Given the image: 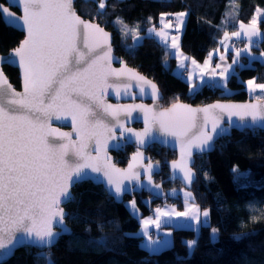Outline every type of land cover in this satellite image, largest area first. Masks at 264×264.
<instances>
[{
	"label": "snow or ice",
	"instance_id": "6c2138e0",
	"mask_svg": "<svg viewBox=\"0 0 264 264\" xmlns=\"http://www.w3.org/2000/svg\"><path fill=\"white\" fill-rule=\"evenodd\" d=\"M18 0H12L17 3ZM22 3V16H15L0 6V15L4 21L18 30L26 32L19 46L12 49L6 57H0V65L18 66L22 71L23 91H16L0 68V264L10 257L20 246L50 247L54 240L67 230L64 223L65 211L60 205L71 203L75 197L71 188L87 179L101 180L92 173H102L111 192L119 196L130 189L124 180H138V172L118 169L107 160L100 163L101 144L93 149L98 153L92 157L85 151L88 145L85 141L93 136H99V129L107 128L104 117L96 109L102 108L103 113L116 117L120 110L131 111L139 109L145 116L143 133H136L138 143L144 144L145 137L152 130V125L159 124L160 130L177 137L182 142L181 158L173 161V169H179L185 182L191 184L195 173L189 166L193 150L199 153L210 151L212 141L217 135L225 134L228 129L221 127L220 117L212 110L220 109L233 115L241 121L250 118V126L264 127V102L256 104H215L206 108H191L184 104H173L170 109L155 111L146 105H130L114 107L103 101L105 88L110 76H128L130 79L142 81L151 86V95L158 99L155 84L140 76L126 66L114 69L111 66L113 56L110 44V34L99 24L82 19L74 9V0H19ZM105 8V0H99L98 10ZM98 14L102 12L98 11ZM187 12L176 13L179 29L184 24ZM261 10L257 9L249 25L239 24L240 31L231 33L232 37L247 38L245 48H236V58L242 53L251 54L254 43L264 39L258 27ZM167 14H161V22ZM151 19V18H149ZM117 21L123 24L120 18ZM126 27V26H125ZM173 27L171 21L157 30L149 28L164 45L175 51L173 54L181 59L179 53V38L171 36L167 29ZM133 39L139 36L137 30ZM127 35V32H125ZM230 39L224 32V40ZM223 42V41H222ZM227 50V46H226ZM211 56V53L209 54ZM264 58V53H261ZM234 58L233 64L238 63ZM184 59H187L186 57ZM224 59V57H221ZM252 60L256 59L251 57ZM192 64L200 67L195 60ZM205 67L209 64L204 62ZM184 65L181 63L180 65ZM220 67V65H217ZM219 73L226 77L228 69ZM248 90H264V83H256L255 78L247 81ZM141 93L147 94L145 88ZM75 93V98H73ZM259 99V98H258ZM204 113L203 120H198L196 113ZM70 115L73 125L80 136V144L75 142L61 143L56 137H69L70 133H59L51 128L53 117L59 120ZM211 124L209 129L208 125ZM131 131V130H128ZM137 153L133 157L135 160ZM95 160L97 163H92ZM152 165H148V180L151 182ZM133 165H129V170ZM235 171V169H234ZM159 188L160 185H156ZM175 191V190H173ZM185 211L173 209L171 212L157 208L156 220L151 217L143 221V235L148 237L144 247L149 251H158L160 240H153L148 235V225L160 227V217L184 218L189 227L198 229L207 223L209 211L201 212L199 205L189 203L194 200L191 192L184 193ZM131 207L135 210V202ZM201 217L204 219L202 220ZM195 221V224H192ZM59 227L60 232L54 231ZM218 229H212L213 238ZM102 243V241L98 242ZM189 253L196 245L195 240L185 241Z\"/></svg>",
	"mask_w": 264,
	"mask_h": 264
},
{
	"label": "trees",
	"instance_id": "16d2710c",
	"mask_svg": "<svg viewBox=\"0 0 264 264\" xmlns=\"http://www.w3.org/2000/svg\"><path fill=\"white\" fill-rule=\"evenodd\" d=\"M98 4L99 0H77L75 6L81 16L114 32L115 53L158 84L164 106L177 100L204 104L216 99L256 98L249 96L245 81L255 78L264 82V58L255 57L248 63L249 58L243 55L242 64L228 78V90L212 83L191 89L174 71L176 59L170 50L147 30L160 25L161 14L168 17L187 11L180 47L202 61L219 45L225 31L236 29L240 22H250L257 9H264V0H105L103 10H98ZM124 24L138 31L139 40L133 39V31L125 35ZM23 36L0 15V53L14 48ZM252 51L264 53V39L253 44ZM3 69L19 87L18 69L7 64ZM133 150V145H127L125 151L114 153L115 160L124 165ZM146 151L162 163L155 181L164 180L167 162L176 152L156 143ZM193 169L195 179L190 187L178 180L163 181L162 197L145 191L134 193L139 214L125 203L132 196L117 201L101 184L90 180L76 184L75 199L66 204L71 232L44 250L20 247L4 264H264V129L233 130L217 141L214 150L196 155ZM182 192H191L194 203L209 209L207 223L198 229L175 226L171 245L149 251L138 233L140 218L150 215L160 203L181 209ZM213 228L218 229L215 238ZM191 240L196 245L189 253L184 242Z\"/></svg>",
	"mask_w": 264,
	"mask_h": 264
},
{
	"label": "water",
	"instance_id": "95a60500",
	"mask_svg": "<svg viewBox=\"0 0 264 264\" xmlns=\"http://www.w3.org/2000/svg\"><path fill=\"white\" fill-rule=\"evenodd\" d=\"M77 0H74V9L82 19L92 22V23H97L99 24L106 32L110 34V44H111V49H112V56L113 60L111 63L112 68L114 69H121L123 67H127L129 69L134 70L136 73H138L140 76L145 77L148 81H151L152 84L156 85V88L158 90V99H154L151 95V86L148 84H144L142 81H137L136 79H130L128 76H121V77H115V76H110L107 81V87L104 90L103 94V101L107 105H112L114 107H119V106H130V105H146L149 108H153L155 111H164L166 109H170L173 104H184L188 105L191 108H206L210 105H215V104H222V105H229V104H256V103H262L264 102V96L263 97H256V98H249L246 100H231V99H216L204 104H192L187 101H182V100H177L170 105L164 106L161 102L162 98V92L160 88L158 87V84L154 82L152 79H150L148 76H146L144 73L140 72L136 67H133L129 65L121 56H119L117 53L114 51V45H113V37H114V32L110 29L105 28L103 25H101L98 21L89 19V18H84L81 16L77 8L75 6ZM0 6L3 8L7 9L8 12L14 14L15 16L19 17L22 16L23 14V7L22 3L18 2L13 4L12 0H5V2L0 1ZM13 8H17V11H15ZM2 18L4 20V17L2 15ZM5 22V21H4ZM9 25V24H7ZM10 26V25H9ZM13 27V26H12ZM16 28V27H14ZM17 29V28H16ZM18 30V29H17ZM23 33V38L20 40V42L25 38L26 32L23 30H19ZM16 45L14 48L18 47ZM12 48V49H14ZM10 49L7 53H0V57H6L8 54L11 52ZM5 64L0 65V68H2L3 73L5 76L8 78L6 72L4 71L3 67ZM9 65V64H7ZM18 69V75L20 79V86L16 87L14 83L10 81L8 78V81L11 83L12 87L18 91L22 92L23 91V77H22V71L18 66H12ZM145 88L147 91V94L141 93L140 89ZM75 93H73V98H75ZM259 98V99H258ZM97 111H100L101 114L104 117V124L107 125L108 129H111V131H107V129L101 128L99 129V136H93L87 141H85L88 145L87 149L85 151L89 152L92 157H96L98 153L94 151L93 149L97 146V139H99L100 144H101V151L99 153L101 160L100 163L103 164L105 160L110 162L111 164L115 165L116 168L124 170V171H130V172H138L139 179L138 180H124V184L128 186L130 189L127 192H123L119 196L114 195L115 188L112 186L111 192L109 191V186L106 183V178L103 177L102 173H92L93 176H100L101 180L97 181L94 179H87L92 181L95 184H101L103 187L106 189L108 194L112 197L115 198L117 201H123L125 195L133 196L134 193H140L142 191L148 192L149 194L155 196V197H162L164 195V190L162 187L163 181H175L178 180L182 183L183 186L185 187H190L192 185L188 184L185 182L181 177L183 176V173L180 172L179 169H173L172 167V162L173 161H179L181 158V147H182V142L180 139L177 137H174L172 135H168L164 131L160 130L159 124L155 123L152 125V130L149 133L147 137H145V143L140 144L137 141L136 138V133H143L145 129V116L144 113L139 110L135 109L131 111V115L129 116L127 111L120 110L118 112V115L116 117H113L111 115H107L103 113L102 108L96 109ZM214 113H216L220 119H221V127L228 129V131L225 134L222 135H217L214 137V140L212 141L213 147L211 148L210 151H206L204 153L211 152L214 150L217 141L224 137V136H229L231 135L233 130H244V129H253V128H260L264 129V127L260 126H250L251 121L250 118H246L244 121H241L238 116L233 115L231 117V120H229L228 114L226 112H221L220 109H215L212 110ZM195 116L197 117L198 120H203L205 114L204 113H196ZM51 128L57 129L59 133H70L69 137H60L57 136L56 138L61 142V143H69V142H75L76 146H79L81 140L80 136L78 135V132L74 128L73 125V120L70 115H65L63 118L57 120L55 117L52 118L50 121ZM209 129L211 128V124L208 125ZM131 130V131H128ZM156 143L159 146L168 148L170 150H173L176 152V157L172 160H169L167 162L168 165V175L164 178L162 181H155V174L159 173L162 169V163L157 162L153 160L150 157V154L146 151L148 146ZM127 145H133L134 150L129 154L128 160L124 165L118 164V162L115 160V155L114 152L119 151V150H124L125 146ZM141 153L142 155L138 156L135 160L133 159L134 156H136L137 153ZM204 153H199L196 150H193V156L191 157V161L189 166L192 168L193 172L195 173L193 169V164L195 161V156L204 154ZM92 163H97L95 160L91 161ZM132 164L133 168L129 170V165ZM151 164L153 167L151 169V182L148 180V165ZM195 179V178H194ZM194 181V180H193ZM156 185H160L159 188H156ZM75 186V185H74ZM73 186V187H74ZM73 187L71 188V192L73 194ZM66 204L67 203H62L60 207H62L66 213L64 223L67 226V230L60 234L53 242V244L50 246L52 247L55 245L60 238L61 235L67 234L71 232V228L68 226L66 222V217L68 215V210L66 209ZM54 231L60 232L59 227H54ZM24 247V246H20ZM17 247L15 251L20 248ZM28 247H34L38 250H44L50 247H38V246H28ZM165 248V247H164ZM163 249V248H161ZM14 251V252H15ZM14 254V253H13ZM12 254V255H13ZM11 255V256H12ZM10 256V257H11ZM8 257L6 261L10 258ZM5 262V261H4Z\"/></svg>",
	"mask_w": 264,
	"mask_h": 264
},
{
	"label": "crops",
	"instance_id": "0c3cea01",
	"mask_svg": "<svg viewBox=\"0 0 264 264\" xmlns=\"http://www.w3.org/2000/svg\"><path fill=\"white\" fill-rule=\"evenodd\" d=\"M261 11H263L262 12L263 14H262V17H261V19H260V21L258 23V27L260 28L261 33L264 34V29H263V27H261L262 25H264V9L261 8ZM179 12H187V11L182 10V11H179ZM179 12H176V13H179ZM176 13L171 14L168 17L165 16L163 22H161L160 25L156 27V29L159 30L163 26V24H166L169 21H171L172 24H173V27L170 28V29H167V31L170 33V37L171 36H178V38H179V49H178V51H179V53L182 54L181 59L178 60L177 56L173 54L177 50H173L170 47L165 45L170 50L171 55L174 56L175 59H176L174 71L178 75L182 76L184 79H186L188 81V83L190 84L191 89H196L197 87H199L200 85H202L204 83H212L214 85H219V86L225 88L226 90H228L227 81H228L229 76L236 71L237 67L240 64H242L241 63V60H242L241 57L243 55H245V57L249 58V54L248 53H242V55H241V57L239 59V57L236 58V53H235L233 55H234V58H236L238 60V63L233 64V59L234 58L231 60L230 58L227 57L228 61L227 62L221 61L220 62V67H217V65H219V58L215 57L205 67V64H204L205 59L202 60V61H197L193 57H190L189 55H187L186 53H184L182 51V49L180 47V39H181L182 31H183L184 26H185L187 15L184 17V24L182 25V27L177 29L175 27V24L177 23L176 16H175ZM256 13H257V10H256L254 15H256ZM242 23H244V22H242ZM244 24L247 26L250 23L248 22V23H244ZM234 31H240L239 25H238L237 29L228 32L229 36H230V39L232 37L231 33L234 32ZM151 34L154 35V33H151ZM139 38H138V40H139ZM235 38H237V37H235ZM239 38H246V37H244L242 35ZM230 39H228V45H229ZM261 40H259V42ZM243 48H245V47H242L241 49H243ZM251 49H252V47H251ZM185 57L187 59H184ZM192 60H195L197 62V64L200 65V67H196L195 65H193L192 64ZM181 63L184 65L183 67L180 66ZM229 65H231V67L228 69V72L225 74L226 77H227L225 79L224 77L220 76L219 73H221L224 70V68L228 67ZM204 67H205V69H204ZM203 70H204V75H203L204 77L201 79V81H199L200 75H201ZM184 193L182 192V194L184 196V203H183V207L181 209L178 208L175 204H172V203H165V204H163L161 206H158L157 208L161 209L162 211H167V212H171L173 209H175V211H179V212L185 211V199H186V197H185ZM188 202L189 203H194L191 199H189ZM131 205H132V203H130V205H129L130 209L133 212H135V214L136 213L139 214L137 208H135V210H133ZM157 208H155V213L154 214L146 215V216H143V217L140 218V227L138 229V233L140 235H142L144 245H145L146 241L148 240V237L143 235V228H144L143 221L148 219L149 217H151L153 220H156V217L158 215L157 212H156ZM200 210H201V212H203L204 209L200 208ZM201 219L203 220V217H201ZM192 224L194 225L195 221H192ZM175 226H187V227H189V224L184 218L172 217L169 220L167 217L161 216L160 217V227H157L155 224H149L148 225V235L151 236V238L153 240L159 239L162 242L160 245L157 246L158 250H160L161 248L167 247V246L172 244V241H173L172 232H173V228ZM155 236L157 237V239L155 238Z\"/></svg>",
	"mask_w": 264,
	"mask_h": 264
},
{
	"label": "rangeland",
	"instance_id": "374dc122",
	"mask_svg": "<svg viewBox=\"0 0 264 264\" xmlns=\"http://www.w3.org/2000/svg\"><path fill=\"white\" fill-rule=\"evenodd\" d=\"M261 10V9H260ZM256 12V11H255ZM263 11H261V14H260V16H259V21H260V19H261V17H262V13ZM255 14V13H254ZM257 14V13H256ZM254 16V15H253ZM248 23V22H247ZM250 23V22H249ZM126 25L124 24L121 28L123 29V31H126V32H132V30L134 29L133 27H130V26H126ZM261 27H263V29H264V25H262ZM237 29V28H236ZM235 30V29H234ZM233 31V30H232ZM133 34H135L134 32H132ZM138 38H139V36L136 38V39H134L135 41L136 40H138ZM233 38H235V37H231V39H230V42H229V45H228V40H224V35L222 36V38L220 39V42H219V45L217 46V47H215V48H212L211 50H210V52H209V54L211 53V56L208 54V56L205 58V60H208L209 62L211 61V60H213L215 57H217V58H219V65H220V62L221 61H225V62H227L228 61V59H227V57L228 58H230L231 60L234 58V55L233 54H235V52H230L229 50H230V45H231V41H232V39ZM223 41V42H222ZM259 43V42H258ZM254 44H257V43H254ZM226 46H227V50H226ZM230 46V47H229ZM246 46V45H245ZM245 46H242V47H245ZM221 57H224V59H221ZM241 57V56H240ZM240 57H239V59H240ZM251 57H259V58H262L261 57V53H256V52H254V51H252V49H251V54L249 55V61H248V63H251V61H252V59H251ZM243 61L241 60V63H242ZM222 64V63H221ZM204 69H205V67H204ZM204 75V70L202 71V73H201V75H200V78H199V81H201V79L204 77L203 76ZM250 79H253V78H248L246 81H245V85H246V89H247V91H248V94H249V96L250 97H263L264 96V90H261V89H256L254 92H251V91H249L248 90V87H247V81L248 80H250ZM256 81V80H255ZM256 83H264V82H258V81H256ZM202 84V83H201ZM135 202V204H137L136 203V199H135V197H130V198H127L126 200H125V203L127 204L128 203V205H130V203H132V202ZM164 203H160V204H156L154 207H153V210H152V213L151 214H154L155 213V208H157L158 206H161V205H163ZM205 210V209H204ZM208 211H209V209H207ZM204 219V218H203ZM207 220H208V217H207ZM155 238L157 239V237L155 236ZM159 240V239H158Z\"/></svg>",
	"mask_w": 264,
	"mask_h": 264
},
{
	"label": "built area",
	"instance_id": "2783aa9c",
	"mask_svg": "<svg viewBox=\"0 0 264 264\" xmlns=\"http://www.w3.org/2000/svg\"><path fill=\"white\" fill-rule=\"evenodd\" d=\"M248 41L246 38H233L231 41L230 52H235L236 48H242V46L247 45Z\"/></svg>",
	"mask_w": 264,
	"mask_h": 264
},
{
	"label": "flooded vegetation",
	"instance_id": "af4514ba",
	"mask_svg": "<svg viewBox=\"0 0 264 264\" xmlns=\"http://www.w3.org/2000/svg\"><path fill=\"white\" fill-rule=\"evenodd\" d=\"M126 147V146H125ZM120 151H125V149L124 150H119V151H116V152H114V153H118V152H120Z\"/></svg>",
	"mask_w": 264,
	"mask_h": 264
}]
</instances>
